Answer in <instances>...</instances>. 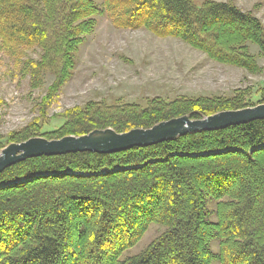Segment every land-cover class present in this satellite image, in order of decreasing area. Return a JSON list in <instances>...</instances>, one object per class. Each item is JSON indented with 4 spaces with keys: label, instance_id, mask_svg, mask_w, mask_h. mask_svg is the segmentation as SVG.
I'll use <instances>...</instances> for the list:
<instances>
[{
    "label": "trees",
    "instance_id": "1",
    "mask_svg": "<svg viewBox=\"0 0 264 264\" xmlns=\"http://www.w3.org/2000/svg\"><path fill=\"white\" fill-rule=\"evenodd\" d=\"M113 27L172 38L210 60L259 74L264 28L230 2L204 0H0V54L35 87L53 76L50 98L70 78L74 54L96 29ZM39 51L38 58L29 52ZM247 90L229 97H154L136 103L90 102L42 133L32 122L7 142L58 140L94 130L148 129L264 104ZM214 211L207 210V203ZM214 215L215 222L210 221ZM164 227L140 253L120 260L149 226ZM217 241V252L211 244ZM264 264V119L185 134L113 154L76 152L18 162L0 173V264Z\"/></svg>",
    "mask_w": 264,
    "mask_h": 264
},
{
    "label": "rangeland",
    "instance_id": "2",
    "mask_svg": "<svg viewBox=\"0 0 264 264\" xmlns=\"http://www.w3.org/2000/svg\"><path fill=\"white\" fill-rule=\"evenodd\" d=\"M192 1L200 6L204 0ZM213 1L230 2L241 11L252 13L264 28V0ZM95 3L100 6L101 0ZM95 19V31L74 54L70 78L50 98V73L32 87L33 83L19 74L11 59L0 54L3 142L32 122L40 124L42 133L53 131L64 123L65 112L84 108L90 102L145 106L154 97L167 101L177 97H229L235 90H247L250 101L255 103L259 99L257 91L264 88V58L254 45H250V53L257 58L259 74L216 63L176 39L158 38L144 30L117 29L106 15H97ZM28 54L37 59L39 51ZM207 210L214 211L212 202L207 203ZM210 221H216L213 214ZM163 231L162 226L150 225L142 239L121 254L120 260L143 251ZM211 248L217 252V241L212 242Z\"/></svg>",
    "mask_w": 264,
    "mask_h": 264
},
{
    "label": "water",
    "instance_id": "3",
    "mask_svg": "<svg viewBox=\"0 0 264 264\" xmlns=\"http://www.w3.org/2000/svg\"><path fill=\"white\" fill-rule=\"evenodd\" d=\"M262 119H264V104L237 111L219 112L201 120H191L187 116H182L160 122L148 129H132L123 133H116L108 128L94 130L78 137L66 136L58 140L35 137L21 143H10L0 151V173L30 158L76 152L113 154L136 147L153 146L185 134L225 129Z\"/></svg>",
    "mask_w": 264,
    "mask_h": 264
}]
</instances>
